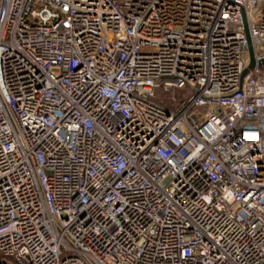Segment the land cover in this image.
<instances>
[{
  "label": "built area",
  "instance_id": "1",
  "mask_svg": "<svg viewBox=\"0 0 264 264\" xmlns=\"http://www.w3.org/2000/svg\"><path fill=\"white\" fill-rule=\"evenodd\" d=\"M262 60L264 0H0V264H264Z\"/></svg>",
  "mask_w": 264,
  "mask_h": 264
},
{
  "label": "water",
  "instance_id": "2",
  "mask_svg": "<svg viewBox=\"0 0 264 264\" xmlns=\"http://www.w3.org/2000/svg\"><path fill=\"white\" fill-rule=\"evenodd\" d=\"M249 56H250V64H249V67L247 70L244 71L243 75L246 74L249 70H252L254 69V67L256 66L254 60H253V54H252V49L250 47V44H249ZM258 66L261 67V66H264V60H262L261 62L258 63Z\"/></svg>",
  "mask_w": 264,
  "mask_h": 264
},
{
  "label": "rangeland",
  "instance_id": "3",
  "mask_svg": "<svg viewBox=\"0 0 264 264\" xmlns=\"http://www.w3.org/2000/svg\"><path fill=\"white\" fill-rule=\"evenodd\" d=\"M0 262H10L9 260H6L5 258H3L1 255H0Z\"/></svg>",
  "mask_w": 264,
  "mask_h": 264
}]
</instances>
